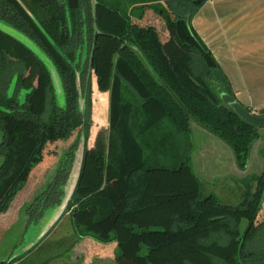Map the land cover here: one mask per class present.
Wrapping results in <instances>:
<instances>
[{"label": "trees", "instance_id": "obj_1", "mask_svg": "<svg viewBox=\"0 0 264 264\" xmlns=\"http://www.w3.org/2000/svg\"><path fill=\"white\" fill-rule=\"evenodd\" d=\"M206 1L0 0V19L52 60L66 93L59 105L44 61L0 28V214L79 131L26 204L28 227L65 201L78 169L63 216L80 238L116 242L115 264H264V171L231 204L204 193L191 164V120L228 142L241 169L259 137L229 106L230 82L192 25ZM146 6L164 20L167 39L143 20ZM93 76L110 93V116L89 145Z\"/></svg>", "mask_w": 264, "mask_h": 264}, {"label": "crops", "instance_id": "obj_2", "mask_svg": "<svg viewBox=\"0 0 264 264\" xmlns=\"http://www.w3.org/2000/svg\"><path fill=\"white\" fill-rule=\"evenodd\" d=\"M192 25L219 62L236 99L260 114L264 110V0H207L194 15ZM106 93L109 97V91ZM258 131L259 137L251 146L249 163L245 169H241L235 151L228 142L191 120V164L203 182L204 193L214 194L220 199L218 191L221 189H218L217 181L227 179L226 187L231 186L230 192L223 191L228 195L240 194L238 197L242 198L247 192V178L264 171V126H259ZM96 134H91L89 145L94 143ZM254 160L256 162L252 165ZM46 162H41L32 170L26 186L16 195L10 208L0 214L1 260L4 256L1 251L7 247V239L13 235L15 227L18 226L21 232H29L31 227L35 231L34 239L25 243L17 255L28 259L42 240L48 238L53 229L57 231L69 218V213L63 216L65 201L75 184L78 169L72 173L66 186L65 201L50 209L37 224L28 227L25 206L43 189L51 176L46 171ZM251 167L252 172L248 171ZM69 227L76 231L72 224ZM67 236L74 239L66 264H115L116 242L102 243L92 237L80 238L78 233H68ZM23 240H26L25 235Z\"/></svg>", "mask_w": 264, "mask_h": 264}, {"label": "rangeland", "instance_id": "obj_3", "mask_svg": "<svg viewBox=\"0 0 264 264\" xmlns=\"http://www.w3.org/2000/svg\"><path fill=\"white\" fill-rule=\"evenodd\" d=\"M125 3V2H124ZM143 20L147 22L148 24H151L157 28L162 38L167 37V34H169V31L166 27V24L164 20L161 18V16L158 14L156 10L153 8L146 6L144 9V15ZM0 28L4 31L10 33L11 35L17 37L24 43H26L28 46L33 48L37 54L40 56V58L44 61L47 68L49 69L51 73V77L53 80V85L55 88V95L56 99L59 105H65L66 103V93L64 90V86L61 80V77L56 70L52 60L47 57L41 49L24 33L19 31L15 26L10 24L9 22L0 19ZM94 84V89L92 93V118H93V125L91 129V134L97 133L101 129L107 130L109 128V116H110V93L109 97L107 93L105 94L102 91L99 90L97 86V80L96 77L93 76L92 80ZM108 121V122H107ZM93 131V132H92ZM79 131H76L67 142L61 144L58 148L59 154L53 155V154H47L46 155V171L51 175L50 178L54 177V174L57 171V168L60 164L61 156L65 153V151L71 146L73 141L76 139ZM2 139V134L0 133V141ZM90 140V139H89ZM81 150H79L78 155H80ZM81 156V155H80ZM263 156H264V150H263ZM2 162V158L0 157V164ZM254 160L252 162L255 163ZM253 167L248 169V171L252 172ZM254 176H251L247 178V182L251 181ZM49 178V181H50ZM228 184L227 179H219L217 181V187L218 189H221L218 191V194L220 195V199L224 202H229L232 204L240 203L244 198L245 194H243L242 198L238 197L240 194L235 195H228L226 192H230V188L226 187ZM228 190V191H227ZM260 219H264V202L262 206V210L260 212ZM49 220V219H48ZM71 226V220L68 218L64 223L61 224L60 228L57 231L52 230L51 235L46 238L45 240H42L40 245L36 247V250L32 255L28 257L27 260H25V264H66L68 262L67 255L68 251L71 246V242L74 238L71 239V236H67L68 233L77 234L76 231H72ZM247 226V219H243L241 227L244 230ZM15 232L13 233L10 238L7 239V247L3 248L1 251V255H4L2 258L3 260H10L12 258H15L18 253H21V249H23V246L25 243L27 244L29 241L34 239L35 237V231L33 227H31V230L29 232L23 231L21 232V229L19 230V227H15ZM54 232V233H53ZM24 235L26 236V240H23ZM3 247V245H1ZM15 251V252H14ZM6 255V256H5ZM0 258V262H1Z\"/></svg>", "mask_w": 264, "mask_h": 264}, {"label": "water", "instance_id": "obj_4", "mask_svg": "<svg viewBox=\"0 0 264 264\" xmlns=\"http://www.w3.org/2000/svg\"><path fill=\"white\" fill-rule=\"evenodd\" d=\"M228 104L247 123L255 125L256 127L264 126V115L251 111L237 99L228 100Z\"/></svg>", "mask_w": 264, "mask_h": 264}]
</instances>
